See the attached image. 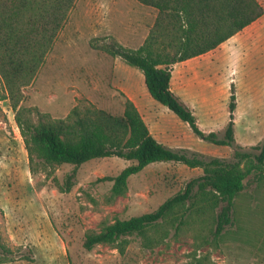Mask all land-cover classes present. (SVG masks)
<instances>
[{
    "label": "rangeland",
    "instance_id": "rangeland-1",
    "mask_svg": "<svg viewBox=\"0 0 264 264\" xmlns=\"http://www.w3.org/2000/svg\"><path fill=\"white\" fill-rule=\"evenodd\" d=\"M157 14L138 0H77L34 80L23 88L20 104L59 118L76 105L121 114L126 98H131L154 136L174 149L232 158L238 146L251 149L261 142L264 19L194 60V65L208 64L202 69L190 73L192 65H173L171 86L207 133L224 134L234 85L235 146L198 136L150 94L140 68L103 48L111 43L139 47ZM5 95L0 76V240L10 249L0 264H186L193 258L195 240L188 228L179 235L172 230L155 248L145 246L138 234L126 235L123 253L117 242L89 249L85 240L117 219L154 211L203 174V168L179 161L153 162L130 176L127 190L117 196L112 194L114 182L100 179L116 176L135 161L113 155L80 165L39 163L33 170L16 111ZM72 173L74 184L67 190ZM202 250L210 252L215 264H264V174L248 175L233 223L216 246Z\"/></svg>",
    "mask_w": 264,
    "mask_h": 264
},
{
    "label": "trees",
    "instance_id": "trees-1",
    "mask_svg": "<svg viewBox=\"0 0 264 264\" xmlns=\"http://www.w3.org/2000/svg\"><path fill=\"white\" fill-rule=\"evenodd\" d=\"M77 0H0V76L5 97L11 100L33 170L39 163L51 167L80 165L88 160L117 155L135 161L116 176L113 196L122 195L130 176L157 161H179L203 168L185 188L157 209L117 219L99 232L89 233L85 246L117 242L125 252L129 234H138L149 248L161 245L186 228L195 240V253L186 264H215L208 246H216L234 221L237 198L248 175L264 174V139L251 149L238 146L232 158L208 156L198 151L174 149L151 132L141 111L126 98L124 111L113 113L93 105H76L65 117L54 118L38 107L22 106L23 88L37 75ZM158 11L144 42L131 49L111 43L103 48L140 68L150 94L186 121L201 138L235 145L237 94L231 88L230 119L224 134L205 132L193 109L172 89L173 65L207 53L264 14L259 0H138ZM237 146V145H235ZM68 177L67 190L74 184ZM195 225V226H194ZM201 250L200 254L197 251ZM10 249L0 240V262Z\"/></svg>",
    "mask_w": 264,
    "mask_h": 264
},
{
    "label": "crops",
    "instance_id": "crops-1",
    "mask_svg": "<svg viewBox=\"0 0 264 264\" xmlns=\"http://www.w3.org/2000/svg\"><path fill=\"white\" fill-rule=\"evenodd\" d=\"M263 5H264V3H263V1L262 0H259ZM264 19V14L258 19V20H256L254 23H256V22H259V21H262ZM254 23H252L251 25H253ZM251 25H249V26H251ZM249 26H247V27H249ZM246 27V28H247ZM245 28V29H246ZM232 38V37H231ZM230 38V39H231ZM230 39H228V40H230ZM227 40V41H228ZM227 41H225V42H227ZM225 42H223L222 44H224ZM222 44H220L219 46H221ZM218 46V47H219ZM218 47H216L215 49H217ZM215 49H213V50H215ZM213 50H211V51H209V52H207V53H204V54H201V55H199V56H196V57H193V58H190V59H187V60H185V61H182V62H178V63H181V64H189V65H192V67H191V69H189L190 71V73H191V71L192 70H200V69H202L203 67H205L206 65H208V64H199V65H194L195 63V61L194 60H199V58H202V57H204V56H206V54H209L210 52H212ZM183 66H185V65H183ZM202 71V70H201ZM173 73V72H172ZM186 73V75L185 76H188V72H185ZM172 76H173V74H172ZM187 80V79H186ZM173 89V88H172ZM174 90V89H173Z\"/></svg>",
    "mask_w": 264,
    "mask_h": 264
}]
</instances>
